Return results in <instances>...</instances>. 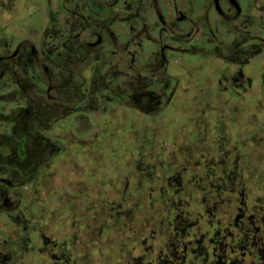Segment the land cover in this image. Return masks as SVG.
<instances>
[{
	"label": "flooded vegetation",
	"instance_id": "1",
	"mask_svg": "<svg viewBox=\"0 0 264 264\" xmlns=\"http://www.w3.org/2000/svg\"><path fill=\"white\" fill-rule=\"evenodd\" d=\"M16 1L0 0L2 14L4 5L15 12L0 20V222L10 228L0 229V264H29L34 251L69 264L74 246L46 236L43 215H25L20 204L37 160L59 149L44 132L114 104L132 102L146 113L168 108L177 89L171 56L193 55L213 65L203 87L192 88L189 109L203 112L205 136L230 144L225 113L247 111L240 105L258 100L257 81L259 92L264 84V0H32L19 13ZM263 127L257 141L264 140ZM25 133L37 141L35 149ZM223 148L221 164L210 161L208 171L223 174L206 187L219 201L207 205L209 197H202L198 216L176 207L167 219L172 231L148 248L151 260L130 256L125 264H264V202L237 199L245 189L237 147L233 165V153Z\"/></svg>",
	"mask_w": 264,
	"mask_h": 264
},
{
	"label": "rangeland",
	"instance_id": "2",
	"mask_svg": "<svg viewBox=\"0 0 264 264\" xmlns=\"http://www.w3.org/2000/svg\"><path fill=\"white\" fill-rule=\"evenodd\" d=\"M27 1L32 0L16 1L14 10H24ZM3 10L2 21L15 15L7 13V5ZM212 65L202 56L172 55L168 70L177 89L170 106L162 111L141 112L132 102L114 104L97 117L81 112L44 132L59 149L48 159L43 155L37 160L31 180L20 189V204L25 215H43L46 236L74 246L69 264H125L130 256L140 255L150 261L148 248L154 243L160 246L164 235L172 231L167 219L179 212L176 207L198 216L194 212L203 211L202 197H209L207 205L219 201L206 187L223 174L222 168L208 173L210 161L221 164L220 147L233 153L231 165L240 162L236 166L242 169L245 189L243 197L237 191V199L244 198L249 206L264 202V140L257 141L263 135L258 128L263 127L262 120L264 124V84L259 92L257 81L258 100L248 97L240 105L247 111L225 113L233 117H226L231 143L222 146L218 137L202 132L203 112L188 106L192 88L203 87ZM11 99L7 95L4 100ZM202 103L197 101L198 109ZM26 135L27 144L35 149L37 141ZM14 148L17 153V144ZM0 229L10 230L4 221ZM49 259L35 251L25 258L29 264H54Z\"/></svg>",
	"mask_w": 264,
	"mask_h": 264
},
{
	"label": "trees",
	"instance_id": "3",
	"mask_svg": "<svg viewBox=\"0 0 264 264\" xmlns=\"http://www.w3.org/2000/svg\"><path fill=\"white\" fill-rule=\"evenodd\" d=\"M261 123V125H263V120L260 122ZM262 150V149H261ZM117 213H120V212H117Z\"/></svg>",
	"mask_w": 264,
	"mask_h": 264
}]
</instances>
